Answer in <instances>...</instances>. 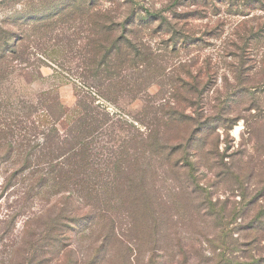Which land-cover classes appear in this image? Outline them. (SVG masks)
Returning <instances> with one entry per match:
<instances>
[{
  "label": "rangeland",
  "instance_id": "rangeland-1",
  "mask_svg": "<svg viewBox=\"0 0 264 264\" xmlns=\"http://www.w3.org/2000/svg\"><path fill=\"white\" fill-rule=\"evenodd\" d=\"M64 2L8 0L4 4L0 0V28L15 32L18 21H25L31 12L38 17ZM96 2L98 10L124 12L122 0ZM134 2L135 8L160 12L179 32L174 41L188 45H170L169 29L153 32L155 25L143 29L140 34L155 56L150 55L154 59H149L147 86L138 99L126 93L114 103L99 99L119 128L116 135L105 132L97 139L99 158L121 155L124 192L109 196L114 210L96 218L102 228L77 227L81 231L68 232L72 256L85 264L95 242L110 234L101 264H264V0ZM74 20L73 28L65 25L62 38L74 32L70 38L79 46L87 32L80 19ZM62 48H55L63 52L55 56L57 63L37 51V68L25 66L11 74L0 71V264H55L50 240L59 232L42 229L46 219L38 215L53 204L59 207V201H35L21 214L22 185L15 181L11 187L4 186L7 176L21 168L26 154L38 153L41 133L51 129V120L44 123L40 118L42 99L49 105L58 94L70 110L56 126L60 132L73 118L80 69L76 57ZM140 74L144 75L132 70L125 76L134 82ZM178 78L187 85L176 93L173 82ZM30 106L33 113L26 120L23 116ZM145 106L149 114H142ZM172 106L193 120L179 128L163 125L160 114ZM148 121L149 143L155 133L161 143L189 140L177 167L165 163L164 153L152 154L150 147L149 163L135 165L138 155L132 138L138 127L147 132L138 122ZM134 170L135 199L128 202L125 191ZM78 202L69 199L65 208L75 211ZM83 223L80 220L76 226ZM111 226L115 232L108 229Z\"/></svg>",
  "mask_w": 264,
  "mask_h": 264
},
{
  "label": "trees",
  "instance_id": "trees-1",
  "mask_svg": "<svg viewBox=\"0 0 264 264\" xmlns=\"http://www.w3.org/2000/svg\"><path fill=\"white\" fill-rule=\"evenodd\" d=\"M7 1L3 0V3ZM96 3V0H65L59 8L54 6L45 9L38 17L32 16L35 13L31 12L25 21H18L15 32L0 28V71L4 70L7 74L25 66L37 68L38 62L34 58L37 51L57 63L55 56L63 54L55 49L58 46L63 47L65 52L70 51L78 60L77 68L80 72L77 76L80 86L76 90L73 118L68 127L63 132L56 127L70 112L62 104L59 95H54L49 105L42 99L38 107L42 115L40 118L44 119V123L47 118L50 119L51 129L41 133L42 144L38 153L26 154L22 158L21 168L7 176L4 186V189L11 187L10 184L15 181L22 185L24 190L19 198V202H22L21 214H26L29 205L35 201L50 204L53 199L54 203L59 201V207L53 204L45 212L41 210L38 215L39 218L46 219V222L40 225L42 229L59 232L50 240L55 264H84L79 257L72 256L69 249L71 236H68V232L81 229L94 231V227H101L97 216L114 210V204L111 203L114 200L109 196L114 197L124 192V189L120 188V183L124 180L122 174H125L119 168L123 161L121 155L114 158V155L110 154L105 161L99 158L100 146L97 139L103 137L105 132L111 137L116 135L118 128V122L112 121L113 116H109L100 106L99 99L114 103L123 93L132 99H138L143 87L147 86L149 59L152 58L150 55L155 56L149 49L148 42L140 34L143 29L150 25H155L153 32L161 28L169 29L166 41L170 45L174 48L178 45H188L174 41L179 32L166 17L158 11L135 8L134 0H122L124 12L120 15H116L112 10H98ZM137 7L140 6L137 4ZM74 18L80 19L87 32L86 41L79 46L70 38L76 35L74 32L67 36L68 39L62 38L65 25L68 29L73 28L70 23L75 21ZM132 70L144 75L140 74L139 79L131 82L127 80L125 73ZM195 81L193 78L192 87L196 85ZM173 84L176 93L187 85L182 78L176 79ZM141 112L149 114V106L143 107ZM32 113L30 106L23 116L24 119L27 120ZM160 115L163 125L178 128L187 126L193 120L190 115L175 106ZM142 123L147 132H141L138 127L135 137L132 138L135 153L138 155L134 158L135 165L139 167L149 163L150 147L152 154L164 153L162 159L165 163L177 167L182 162L183 152L188 149L189 140L186 144L183 140L161 143L159 133H155L149 143V121L138 122L139 125ZM114 147L113 144L112 152ZM40 165L46 167L44 171L38 169ZM135 186L134 170L130 185L125 191V195L130 198L128 202L135 199ZM74 198L80 201L78 208L75 211L66 209V202ZM83 209L87 210L85 214H77ZM80 220L85 223L76 226ZM108 229L116 231L113 226ZM110 236L107 234L99 243L94 241L96 244L91 247L92 251L85 259V264L104 262L106 242Z\"/></svg>",
  "mask_w": 264,
  "mask_h": 264
}]
</instances>
